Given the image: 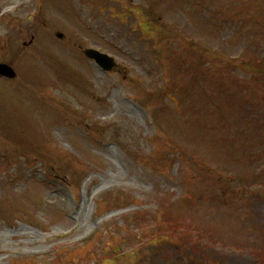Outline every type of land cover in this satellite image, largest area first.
<instances>
[{
    "label": "rangeland",
    "instance_id": "374dc122",
    "mask_svg": "<svg viewBox=\"0 0 264 264\" xmlns=\"http://www.w3.org/2000/svg\"><path fill=\"white\" fill-rule=\"evenodd\" d=\"M2 62L0 264H264V0H0Z\"/></svg>",
    "mask_w": 264,
    "mask_h": 264
},
{
    "label": "water",
    "instance_id": "95a60500",
    "mask_svg": "<svg viewBox=\"0 0 264 264\" xmlns=\"http://www.w3.org/2000/svg\"><path fill=\"white\" fill-rule=\"evenodd\" d=\"M84 53L88 58L94 59L95 62L104 70H109L112 68V66L115 65V62L112 60L111 57L104 53H100L97 50L87 49L84 51ZM13 71L14 70L7 64L0 63V75L8 78H13L15 76V72Z\"/></svg>",
    "mask_w": 264,
    "mask_h": 264
},
{
    "label": "bare ground",
    "instance_id": "6f19581e",
    "mask_svg": "<svg viewBox=\"0 0 264 264\" xmlns=\"http://www.w3.org/2000/svg\"><path fill=\"white\" fill-rule=\"evenodd\" d=\"M133 113H136V110H134ZM85 212H86V206L84 204V205H82V208L80 210V216H83L85 214Z\"/></svg>",
    "mask_w": 264,
    "mask_h": 264
}]
</instances>
